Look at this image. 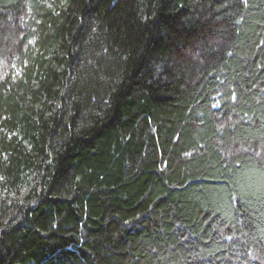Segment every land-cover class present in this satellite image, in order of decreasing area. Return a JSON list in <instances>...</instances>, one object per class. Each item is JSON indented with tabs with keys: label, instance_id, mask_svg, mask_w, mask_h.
<instances>
[{
	"label": "trees",
	"instance_id": "trees-1",
	"mask_svg": "<svg viewBox=\"0 0 264 264\" xmlns=\"http://www.w3.org/2000/svg\"><path fill=\"white\" fill-rule=\"evenodd\" d=\"M0 264H264V0H0Z\"/></svg>",
	"mask_w": 264,
	"mask_h": 264
}]
</instances>
